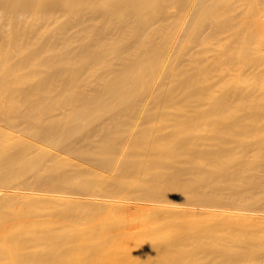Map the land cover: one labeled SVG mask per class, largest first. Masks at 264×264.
<instances>
[{
    "label": "bare ground",
    "instance_id": "bare-ground-1",
    "mask_svg": "<svg viewBox=\"0 0 264 264\" xmlns=\"http://www.w3.org/2000/svg\"><path fill=\"white\" fill-rule=\"evenodd\" d=\"M61 1L0 0V264H264V9L215 48Z\"/></svg>",
    "mask_w": 264,
    "mask_h": 264
},
{
    "label": "rangeland",
    "instance_id": "rangeland-1",
    "mask_svg": "<svg viewBox=\"0 0 264 264\" xmlns=\"http://www.w3.org/2000/svg\"><path fill=\"white\" fill-rule=\"evenodd\" d=\"M131 1L129 0L130 3ZM147 1L149 6L146 2V16L139 15L135 11L133 18L142 25L148 17L146 20H149L148 24L151 29L149 32L152 31L150 34L152 37L149 41L147 40L148 42H185L190 45L200 43L213 45L212 47L215 48V44L236 42L250 27L255 15L264 9V0H151V3L149 0ZM108 3H110V0H97V3L88 9L92 11L94 8L93 11L100 12L107 8ZM69 5V1L62 0L56 10L48 8L44 12L49 15L50 19L61 15L60 20H63L68 17V13H72V10L68 8ZM134 10L138 12L140 8L136 7ZM22 15H24V21H27L29 17L28 10L24 9ZM209 29L218 30V36L220 34L221 38H214L206 41V43H201L203 41L200 36ZM113 32L111 31V33ZM140 32L137 29L135 30V33ZM215 33L217 34L216 31ZM116 35L117 33L114 34V36ZM135 36L139 37V35ZM119 43L123 44L121 40ZM214 51L213 53H215ZM207 53H210V51ZM213 53L212 55L216 56L215 54L218 51L215 54Z\"/></svg>",
    "mask_w": 264,
    "mask_h": 264
}]
</instances>
